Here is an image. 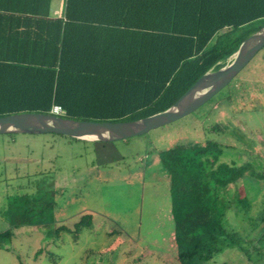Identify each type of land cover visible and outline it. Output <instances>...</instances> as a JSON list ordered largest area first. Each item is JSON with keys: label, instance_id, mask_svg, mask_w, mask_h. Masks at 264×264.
<instances>
[{"label": "trees", "instance_id": "1", "mask_svg": "<svg viewBox=\"0 0 264 264\" xmlns=\"http://www.w3.org/2000/svg\"><path fill=\"white\" fill-rule=\"evenodd\" d=\"M52 1L0 0V117L51 114L54 105L77 121L149 117L171 107L206 73L228 65L264 26V0H64L60 17L51 16ZM222 156L223 145L213 141L160 152L177 264H205L241 245L226 225L230 202L222 193L248 169ZM51 196L15 199L16 224L46 213ZM92 223V214H84L74 232ZM12 237L11 230L0 233V250Z\"/></svg>", "mask_w": 264, "mask_h": 264}, {"label": "rangeland", "instance_id": "2", "mask_svg": "<svg viewBox=\"0 0 264 264\" xmlns=\"http://www.w3.org/2000/svg\"><path fill=\"white\" fill-rule=\"evenodd\" d=\"M204 141L223 145L221 161L248 169L222 193L230 202L226 225L241 245L205 264H264V177L250 176L264 174V48L210 101L141 136L101 143L0 135V233L13 234L2 244L0 264H177L160 152ZM45 192L53 207L16 224L15 199ZM84 214H92V228L75 233ZM61 226L68 229L59 232Z\"/></svg>", "mask_w": 264, "mask_h": 264}, {"label": "water", "instance_id": "3", "mask_svg": "<svg viewBox=\"0 0 264 264\" xmlns=\"http://www.w3.org/2000/svg\"><path fill=\"white\" fill-rule=\"evenodd\" d=\"M263 48L264 26L242 42L228 65L206 73L171 107L146 118L113 123L77 121L54 114L21 113L0 117V135L56 134L101 143L141 136L191 114L210 101L229 85Z\"/></svg>", "mask_w": 264, "mask_h": 264}, {"label": "crops", "instance_id": "4", "mask_svg": "<svg viewBox=\"0 0 264 264\" xmlns=\"http://www.w3.org/2000/svg\"><path fill=\"white\" fill-rule=\"evenodd\" d=\"M63 8H64V0L57 7L54 6L53 1H52L51 16L60 17L63 13Z\"/></svg>", "mask_w": 264, "mask_h": 264}, {"label": "built area", "instance_id": "5", "mask_svg": "<svg viewBox=\"0 0 264 264\" xmlns=\"http://www.w3.org/2000/svg\"><path fill=\"white\" fill-rule=\"evenodd\" d=\"M51 114L61 116L64 114V109L60 105H54L52 107Z\"/></svg>", "mask_w": 264, "mask_h": 264}]
</instances>
